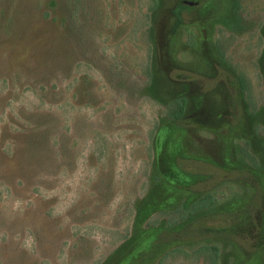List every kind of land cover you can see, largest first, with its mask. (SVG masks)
I'll list each match as a JSON object with an SVG mask.
<instances>
[{
	"label": "rangeland",
	"instance_id": "374dc122",
	"mask_svg": "<svg viewBox=\"0 0 264 264\" xmlns=\"http://www.w3.org/2000/svg\"><path fill=\"white\" fill-rule=\"evenodd\" d=\"M202 246L264 264V0H0V264Z\"/></svg>",
	"mask_w": 264,
	"mask_h": 264
},
{
	"label": "trees",
	"instance_id": "16d2710c",
	"mask_svg": "<svg viewBox=\"0 0 264 264\" xmlns=\"http://www.w3.org/2000/svg\"><path fill=\"white\" fill-rule=\"evenodd\" d=\"M185 106V100L184 99H176L175 101H173L171 104H169L166 108V116L170 119H175L178 120L180 119L182 113H183V109ZM243 155L245 156V158L249 159V161L252 162L253 157H251L248 153L244 152ZM212 198L208 195H205L204 197L198 199L197 201H195L194 203H192L191 205H189L187 207V210L184 211L182 207H178L175 212L178 213L180 216H178V220H181L186 214L187 215H193L195 213L201 212V211H205L208 210L213 203L212 202ZM177 220V221H178ZM204 253H207V255L210 258V263L211 264H217V248L214 246H202L200 248Z\"/></svg>",
	"mask_w": 264,
	"mask_h": 264
}]
</instances>
